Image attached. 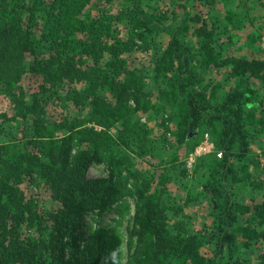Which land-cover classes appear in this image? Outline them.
Listing matches in <instances>:
<instances>
[{
  "label": "trees",
  "instance_id": "16d2710c",
  "mask_svg": "<svg viewBox=\"0 0 264 264\" xmlns=\"http://www.w3.org/2000/svg\"><path fill=\"white\" fill-rule=\"evenodd\" d=\"M88 1L0 0V90L15 98L19 117L27 119L37 109L35 103L27 104L23 93L16 92L28 71L55 81L88 82L85 93H73V101L84 100L91 111L88 122H60L49 127L43 119H36V135L28 144L40 149V155L29 148L21 151L0 143V264H102L105 260L123 264V239L117 231L98 226L86 236L83 225L90 212L102 217L130 181L135 212L128 229V264H250L254 245L264 241V199L239 203L229 186L250 177L249 164L242 165L247 176L239 175L233 160L244 161L264 137V119H259L260 127L255 124L262 100L249 84L252 78L264 80V59L230 56L219 62L220 54L211 48L212 31L196 28V35L203 39L200 49L185 39L188 15L174 9L152 12L146 3L155 0H124L136 40L142 41L146 50L154 47L160 34L170 35L154 72L166 80L173 104L181 109L178 143L183 145L193 135L202 138L208 132L221 152L202 192L216 212L215 230L205 236L193 234L184 223L171 224L176 208L165 203L164 191L154 187V176L136 170L130 155L116 149L118 139L110 128L122 122L125 131L136 133L132 117L148 111L152 99L144 78L127 69L122 56L133 38L112 46L104 42L98 32L96 35L95 23L80 17ZM39 19L44 20L42 34L35 30ZM200 53L207 65L228 67L235 81L218 99L215 94L207 96L209 86H202L197 75ZM106 54L111 60L100 66ZM84 55L94 57L95 64L84 67ZM27 58L33 59L30 66ZM100 87L111 89L114 100L99 96ZM130 97L134 107L129 105ZM92 163H105L106 175L89 177ZM36 170L46 174L54 198L63 205L51 213L46 237L25 240L21 230L28 205L20 185ZM237 239L250 256L240 262L233 258V249L232 255H224L226 248L237 247ZM205 240L217 245L213 258L207 259L201 252ZM112 252L116 253L115 262ZM255 256L256 264H264V252Z\"/></svg>",
  "mask_w": 264,
  "mask_h": 264
},
{
  "label": "rangeland",
  "instance_id": "374dc122",
  "mask_svg": "<svg viewBox=\"0 0 264 264\" xmlns=\"http://www.w3.org/2000/svg\"><path fill=\"white\" fill-rule=\"evenodd\" d=\"M146 5L155 13L174 9L182 15H188L190 23L185 39L196 46V49H200L203 42V39L196 35V28L203 26L212 31L211 48L220 54L219 62L230 56L264 59V0H155L147 2ZM127 8L129 9L124 0H89L80 13L81 18L95 23L96 35L98 32L102 40L110 46L116 45L118 40L129 42L133 38L130 49L122 56L126 60V68L136 71L144 78L146 90L150 92L152 99V106L148 111H139L132 117L131 123L136 126V133L125 131L122 122L110 128L112 135L118 139L116 149L130 155L136 170L154 176V187L163 190L165 203L173 209L176 208L171 211L174 214L171 220L173 226L184 223L188 231L205 236L215 230L216 212L211 200L202 192L205 190L210 169L221 157V152L208 132L202 138L200 135H193L191 140L183 145L178 143L176 132L181 109L179 105L173 104L172 90L166 80L154 72L157 60L162 57L169 44L170 35L160 34L154 47L146 50L145 44L136 40ZM43 21L39 19L35 25L39 34H42L44 29ZM106 24H109L110 28H105ZM200 54L196 66L197 75L201 78L202 86H209L207 96L215 94L218 99L235 81L230 77L228 67L207 65L203 54ZM45 55L46 53L40 54ZM81 60L85 63L84 67L95 64V58L89 55H84ZM108 60H111V57L106 54L100 61V66H105ZM32 62V58H27V66ZM249 84L262 100V107L256 114L255 122L260 127L259 119H264V80L252 78ZM88 86L86 81H55L28 71L18 83L16 92L24 94L28 105L35 103L36 112L29 113L27 119L20 118L15 98L0 90V143H9L21 151L29 148L31 152L40 155V149L28 144L36 135L34 121L43 119L49 127L60 122H88L90 107L84 100L79 103L73 101V93L76 90L85 93L84 90ZM97 93L110 101L114 100L111 89L100 87ZM129 105H136L131 97ZM57 134L61 135L62 131L59 130ZM123 136L125 137L122 138ZM233 161L239 175L247 176L242 172L244 163L249 164L250 174L246 181L229 186L230 191L235 193L237 202L252 204L262 201L264 137L260 144L253 145L244 161ZM106 172L105 163H92L88 168V176L91 178L106 175ZM125 175L127 176L128 172ZM131 184L130 181L126 188L123 187L122 193L102 217L90 212L85 216L83 225V229L89 226L86 236L98 226L117 231L123 239V264H128L129 260L128 229L133 224L135 212V197ZM20 186L28 205L26 221L21 230L22 237L25 240L46 237L51 228V213L63 204L54 198L47 184L46 174L40 170H36L31 177L24 178ZM246 218L247 215H244L243 219ZM237 244L235 248H226L224 255H232L230 250L233 249V258L236 261L240 262L251 256L253 261L249 263L256 264L255 255L264 252V241H258L254 245L255 255L250 256L248 248L242 246L239 239ZM217 251L214 240H205L201 252L207 259L213 258Z\"/></svg>",
  "mask_w": 264,
  "mask_h": 264
},
{
  "label": "clouds",
  "instance_id": "9594fccd",
  "mask_svg": "<svg viewBox=\"0 0 264 264\" xmlns=\"http://www.w3.org/2000/svg\"><path fill=\"white\" fill-rule=\"evenodd\" d=\"M86 227V229L89 227V226H85ZM86 229H84V231H85V235H86ZM91 233V232H90ZM90 233L88 234V236L90 235ZM111 259H112V261H116V253L115 252H112L111 253ZM102 264H107V261L105 260L104 262H102Z\"/></svg>",
  "mask_w": 264,
  "mask_h": 264
}]
</instances>
